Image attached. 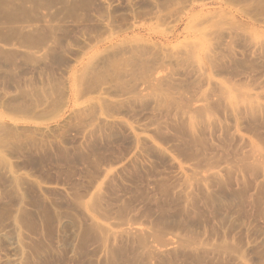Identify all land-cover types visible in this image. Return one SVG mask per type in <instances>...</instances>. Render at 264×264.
<instances>
[{
  "label": "rangeland",
  "instance_id": "obj_1",
  "mask_svg": "<svg viewBox=\"0 0 264 264\" xmlns=\"http://www.w3.org/2000/svg\"><path fill=\"white\" fill-rule=\"evenodd\" d=\"M0 264H264V0H0Z\"/></svg>",
  "mask_w": 264,
  "mask_h": 264
}]
</instances>
